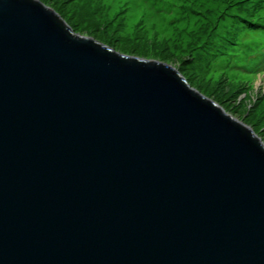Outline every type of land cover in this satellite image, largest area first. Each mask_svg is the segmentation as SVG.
<instances>
[{"label":"water","instance_id":"water-1","mask_svg":"<svg viewBox=\"0 0 264 264\" xmlns=\"http://www.w3.org/2000/svg\"><path fill=\"white\" fill-rule=\"evenodd\" d=\"M0 264H264V142L171 65L0 0Z\"/></svg>","mask_w":264,"mask_h":264},{"label":"rangeland","instance_id":"rangeland-1","mask_svg":"<svg viewBox=\"0 0 264 264\" xmlns=\"http://www.w3.org/2000/svg\"><path fill=\"white\" fill-rule=\"evenodd\" d=\"M73 32L158 60L264 142V0H39Z\"/></svg>","mask_w":264,"mask_h":264}]
</instances>
